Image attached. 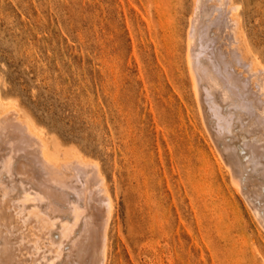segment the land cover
Here are the masks:
<instances>
[{
	"label": "rangeland",
	"instance_id": "rangeland-1",
	"mask_svg": "<svg viewBox=\"0 0 264 264\" xmlns=\"http://www.w3.org/2000/svg\"><path fill=\"white\" fill-rule=\"evenodd\" d=\"M233 3L264 65V0ZM197 6L0 0V97L55 155L100 164L116 211L109 264H264V227L220 167L196 99Z\"/></svg>",
	"mask_w": 264,
	"mask_h": 264
},
{
	"label": "bare ground",
	"instance_id": "bare-ground-1",
	"mask_svg": "<svg viewBox=\"0 0 264 264\" xmlns=\"http://www.w3.org/2000/svg\"><path fill=\"white\" fill-rule=\"evenodd\" d=\"M197 5L189 72L201 118L264 227V65L246 47L237 2ZM45 136L0 97V264H109L116 211L101 166L75 150L55 155Z\"/></svg>",
	"mask_w": 264,
	"mask_h": 264
}]
</instances>
